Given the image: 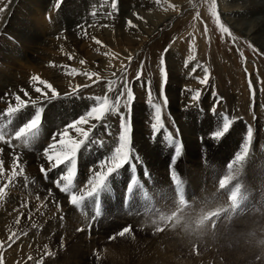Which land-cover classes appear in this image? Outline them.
I'll return each instance as SVG.
<instances>
[{
    "label": "rangeland",
    "instance_id": "rangeland-1",
    "mask_svg": "<svg viewBox=\"0 0 264 264\" xmlns=\"http://www.w3.org/2000/svg\"><path fill=\"white\" fill-rule=\"evenodd\" d=\"M98 2L97 0H94L93 2L91 0H63L60 4L59 10H57L55 8L56 0H0V8L4 9L3 12H0V19L3 21V18L5 17L4 15L6 14L7 17H10L9 23L8 20H5L4 22L7 28H5L3 32H0L1 81L9 80V82H11L10 80L17 81L18 79H31L33 75H38L41 79L45 80L46 77L53 74L52 72H54L57 67L66 64L69 69L75 68L78 72H97L99 75V81L97 83H93V80H96V77H93L91 80L78 74L66 77V80L77 83L80 82L83 85H89V87H81L78 90L79 92L82 91L79 95L83 97V100L89 99L91 102L93 101V97H103L107 95L111 102L113 100L115 101L116 93L123 87L122 81L126 79L131 86L135 97L134 104L137 99L143 105H147L148 103L150 106L152 105L151 109L153 111H150L154 114L155 110L153 105L160 103L162 123L164 126H168L169 128L171 127L168 132L165 127L162 128V139L166 138V135L169 134L171 136V140H169L168 144H171L175 138V135L172 132L175 129H178L179 131L181 130L182 139L185 143L183 145V152L178 157L171 156L170 148L165 147L162 142L157 148H165L168 150L167 154L164 155L166 159L165 166H167L168 163L173 164L174 170L181 176V189L183 190L186 188L187 196V203L183 204V209L187 208L191 204L188 200L189 195L187 194V189H189V187L185 182V174L190 171V167L186 169L184 165H182L188 155L202 156L204 161L206 157L209 159L208 162L205 161L208 168L201 169L200 174L201 176H205L207 178L213 176L211 181L214 183V186H216V189L219 192L216 196L217 198L220 195V197L222 196V202H226V197L229 195H238L242 190L244 194V205L233 214H221L219 216L218 211L214 212L217 213L215 217L218 216V219L211 222L209 226L204 225L202 222H205V219L208 221L212 218L207 219L204 215H202L200 219L201 221L197 225V229L194 228L193 224L190 222L188 223L187 219L185 221L186 217L180 216L179 218L189 225L190 232L186 231L180 233L176 228L171 227V225H169V229L164 230L157 224L152 229L145 228L140 224H138V226L129 224L128 226H131L132 229L131 236L126 234L125 237H117L114 241L109 240V237L113 233H116L127 226L125 225L115 229L114 232L112 231L111 233L104 235V238H98L95 242L96 244L94 245L96 247L92 246L94 253L91 254L90 257H87V255L84 256L87 251L85 250V247H82L84 252L81 253H84V259L82 258V254H77L75 256V254L72 253V249L69 248V244L65 243L68 242L66 234L58 238L54 236L52 240H49V238H41L42 241L41 239L38 241V235L36 236L37 238L35 237L37 240L35 238L32 239V237H29V232H32L37 228L42 230V221L40 220V222H38L39 218H33L31 221L23 223L21 222V218L22 216L27 215V211L23 208L21 209L20 207H17L10 212H6V209L0 207V240L7 242L8 236L11 235L12 232H16V234L20 237L11 248H7V244L5 245L7 248V250L4 251L5 264H263L264 49H262L263 47L260 43H257L256 41L253 42L254 40L247 37V35L241 32L238 28L233 27L228 20H230L229 18L231 17H236L234 14H229V11L233 10V13L240 14L237 16L240 19V22H245L247 19L246 22L250 23L252 16L257 15L261 10H264V0H233V2L230 0H215L216 11L220 16V21L229 29L232 36H228L220 31L215 18L211 14L213 0H160L159 4H157L155 0H119L118 12H114V10L110 8V2H108L109 4H103V13L97 36V39L102 41L101 46L94 43V41L83 42L80 45L81 49L77 51L75 58L72 59V61L65 62V55L63 52L68 49L61 51L53 45L49 47L41 44L44 39L48 40L49 37L50 41L53 42V38L56 39V36H52L51 33L57 28H60L62 25L72 26L73 23L75 25L78 21L85 18H87V20L93 18L91 11L95 12L97 7H101L103 0H100L99 3ZM139 2H141V5L143 4V12L147 15L149 14L148 16H151L150 20L152 22H148L143 29H140L137 41L141 40L139 44H136L135 42L137 41L132 42L131 38L127 39V36H125V32L127 31L125 22L129 19L134 10H136L134 9V6L136 4L138 5ZM244 3L249 5L248 9H242ZM173 4L178 6L176 11H173L170 7V5ZM109 12H112L111 17L108 16ZM197 13H199V19L196 18ZM80 15L83 16L81 17ZM161 19L163 20V24L156 27V21H160ZM1 20L0 23L2 22ZM105 24L109 27H102V25ZM205 26H207L208 29L206 34ZM11 27L14 29H10ZM123 35L125 38H123ZM232 37H236L235 42H233ZM58 38H60V36H57V42ZM31 40H35L36 43L34 42V44L31 45ZM166 48L168 49V52L165 54L164 50ZM41 51L44 53L42 54L43 59L39 58V53ZM105 53H108V55H105ZM113 54H115L118 58V60L115 61V63H119L117 64L118 66H115V63L113 62ZM162 54H164L166 71L168 68V79L166 84H164V81H161L160 76L161 70L159 65ZM45 55L48 57L44 58ZM96 55L100 56V59H97ZM129 56H131L130 61L128 59ZM191 57H195V59H191ZM55 58H59L60 62ZM81 60L86 61V63L81 64ZM185 61H188L189 64ZM57 62L59 63L56 64ZM141 65H143V67H141ZM124 66H126V75ZM192 66L196 68V72L194 71L191 73ZM202 68L208 69L209 79L206 85L199 83L200 79H203L205 76V72H202L204 71ZM138 73H142L140 78H142L144 82L139 83V81H137L136 77ZM249 74H251V82L255 91L254 98L253 92L249 88ZM175 75L178 76L176 77ZM68 77H70V79ZM145 79H150L152 83L151 85L153 87L155 97L151 96V103H149V94L145 89H143ZM109 81H115V84L113 85L115 88L114 92H110L108 90ZM162 84H164L163 91L161 90ZM178 84L179 86L181 84L180 88L183 92L184 90L186 91L187 88L193 90V94H190L191 96L189 95V97L186 98L183 97V102L185 103H180L181 108H183L181 109L179 107L184 112H192L195 114L191 119L186 118L187 116L178 119L172 114L174 104L172 102H170V104L167 103L168 105L164 104L159 98V94L162 92H165V96L174 94L173 85L177 86ZM1 87L2 85H0V89ZM196 91L201 92L200 99L198 101L190 102L188 98H191ZM66 92L68 93L69 91ZM204 96L209 97L210 102L204 103ZM9 103L10 102L4 101V99L0 98V109L1 111L3 110V115L6 112ZM240 104L242 106H239ZM31 107L32 112H30L34 113V107ZM35 107H43L45 109V105L42 103L37 104ZM75 110V105H72V103L69 102H57L55 103V107L52 109L47 108L42 114V127L40 128L42 137L40 145L47 147L46 144L51 143L50 136L46 139L43 131L41 130H45L48 125L50 126L59 119L65 118L67 113H73ZM119 111L125 112V109L121 106ZM31 113L29 118L32 116ZM3 115L0 120L7 119V117ZM110 115H108V117ZM112 115L113 118L115 117L116 119H113V123L115 124V133L111 131L107 120L98 123H101L103 127L104 125L106 127L108 126L109 129L106 132V135H110L112 133L115 134L114 141H116L118 140V131H120L118 126L120 116L119 114ZM196 115L197 117L195 118ZM29 118H27V120ZM232 118H235V120L229 128V131L222 138L216 139L214 133L221 131L219 129L223 126L226 119ZM250 120L255 122L256 125V131L251 148L249 146L248 131L246 129ZM152 121L154 123L155 119ZM23 122V120H17L16 115L13 116L11 123H9L4 129L6 133L5 138L8 139L12 136L10 133H14V131L17 130L19 125ZM181 124H185L186 127L184 126L183 128ZM13 125L16 126L14 131L11 129ZM192 125L195 129L192 128ZM189 128L192 130V132H189L188 134L191 140H189V137H187L184 133L186 132L185 129ZM92 135V133L89 134L90 139L86 145L89 147L91 145L89 142L94 141L93 146H90L88 149L82 148V156L77 157V159H79V170L73 184L75 185L74 189L78 195L86 192V189L90 187L86 184L87 171L85 169L87 168V160L85 161L84 159L87 157L84 156V152H87V156L89 157L95 156L96 158H99L100 154L98 152L103 151L106 148L104 136H102L103 139L99 138L101 141L100 144L97 145L95 140L97 137L94 136L95 138L92 139ZM57 138L59 139V137ZM135 139L140 140L141 137H135ZM157 140L158 138L155 141L156 143ZM194 140L197 141V145L193 144ZM15 141L16 140L13 138L12 144L20 147L19 145H21V142ZM43 141L45 144H43ZM239 143H241L244 148L246 145L248 146V152L246 154H241L237 150ZM1 145L5 144L0 142V146ZM14 151L20 155V149H15ZM206 151L208 154H206ZM138 155L140 154L137 152L135 157L140 158ZM237 155H245V159L243 161H236L235 157ZM105 159L107 160V158ZM105 159L104 161H106ZM135 170H137V174L141 173L140 170L136 168ZM161 173L156 171L151 175L153 183L150 185V190L156 194L155 196L157 198L160 196L166 197L167 200H163L166 201V203L173 200L172 204L179 206L180 202L176 201L174 197L168 173ZM57 175L54 177H57ZM77 178H81L80 184L75 183ZM121 178L122 177L119 176L120 180ZM141 178H143V176H141ZM162 178L166 179L164 180ZM1 180L2 179H0V187L5 184V182ZM124 181L125 180L121 182L120 192L123 191ZM163 181L167 182L166 187L161 184ZM206 184L208 186L210 183L206 181ZM168 186H171L170 190ZM108 188L113 189L114 193L117 194V190L111 187L109 181ZM202 190L203 187H201L198 191ZM104 192L101 193L103 194ZM194 193V198L197 201L200 198V195L199 193ZM249 193L253 195V197ZM65 195H67L66 199L68 202L69 195L64 192L61 194L63 197ZM121 195L122 193H120V196L117 197V204L120 207L122 198ZM211 199L212 197L208 201H211ZM33 203H40L39 205H36L37 207H41L46 204L45 200L42 199H37V201H33ZM141 205L142 202L140 200L138 201L133 198L131 200L130 207L127 209H124L123 207L121 208L123 210H127L129 213H137ZM157 205V203H154V206L153 208L151 207L150 211L154 209L157 215L162 214L159 216V222H161L165 217L170 219L171 217L169 214H174V205L169 206V208L164 211L161 205ZM68 206H70L71 211L70 214L66 213L67 216L64 215L62 217V230L64 232H68L71 228L73 229L76 226L74 222L79 225L78 228L83 227L87 229V216L90 214L89 210H91V207H88V209L85 205H82L80 207H82L83 210L82 212H79L80 210L72 204L69 203ZM119 206H116L118 210L121 209ZM213 209L215 208L207 210V213L213 211ZM224 209L225 208L222 210L219 209V211L224 213ZM113 212L114 211L109 206H106V211L103 212L102 218L97 220L98 226H100L99 220H112L113 217H107L106 214ZM33 215L34 213L31 216ZM18 217L20 218L19 224L15 222ZM69 217H71L74 222H71ZM210 217L211 216L208 218ZM140 227L142 228L141 230ZM156 234L157 236L162 235L163 238L157 237ZM187 235H190V237H187ZM154 238L159 243H156ZM62 241L63 244H61ZM163 241H165L166 244ZM169 242L171 244H169ZM147 247L150 251H152L150 252ZM105 249L109 250L107 251ZM111 252L112 254L108 256ZM152 252L155 254L153 255ZM163 252L166 254L164 255ZM171 253L173 256H171ZM29 256L32 257L31 260L28 259ZM144 259L145 261L146 259L150 261L147 263V261L144 262ZM78 260L80 262H78Z\"/></svg>",
    "mask_w": 264,
    "mask_h": 264
},
{
    "label": "bare ground",
    "instance_id": "bare-ground-1",
    "mask_svg": "<svg viewBox=\"0 0 264 264\" xmlns=\"http://www.w3.org/2000/svg\"><path fill=\"white\" fill-rule=\"evenodd\" d=\"M91 1L93 2L94 0H91ZM230 1L233 2V0H230ZM97 2H98V0H97ZM99 2H100V0H99ZM108 2H111V1L110 0H103V3H101V7H97L95 9L96 15L93 16V18L88 19V20H87V18H85L83 20H80L79 19L80 21H78L75 25H74V23H73L72 26H69V25L64 26V25H62L60 28H57L56 30H54V32H52L51 35L52 36H56V39H57V36H60V38H58V42L56 41L55 38H53V42L50 41V37H49L48 40H45L44 39L41 42V44H43L45 46H49V47L53 45V46L57 47L58 49H60L61 51L68 49L69 50V51L67 50L68 52L67 51L63 52L64 55H65V57H64L65 60H66L65 62L72 61V59H69V54H71L75 58V55H76L77 51L81 49V46L80 45L83 42H87V41L88 42L89 41H92L93 42L94 41L92 39L93 36L96 37V39H97L98 31H99L100 23H101V16H102V13H103L102 12L103 11V6H104L103 4H109ZM142 5H141V2H139L138 5L136 4L134 6V9H136V10H134V12L129 17V19H131L132 22L135 25H137L136 28H130V27H128L127 26V21L125 20L126 21L125 22L126 23V29H127V31L125 32V36H127V39L128 38L129 39L131 38V41L132 42L137 41V37L139 38L138 33H140V29H143L148 24V22L149 23L152 22L150 20V17L151 16H148L149 14L147 15V14H145L143 12V6ZM261 5H263V4H261ZM79 7H80V5H79ZM248 7H249V5L247 3H244L242 9H248ZM91 12H94V11H91ZM134 13H138L139 16L144 17V19L143 20L138 19L137 16L134 15ZM229 14L236 15V17L229 18L230 19V20H228L229 23H231V25L233 27L238 28L241 32H243L245 35H247V37H250L252 40H254L253 42L256 41L257 43H260L262 45V47H263L262 49H264V10H261L257 15L252 16L250 23H247L246 22L247 19H246L245 22L244 21L243 22H240V19L237 17L240 14L233 13V10L229 11ZM6 15H4L5 17L3 18V21L0 19L2 21L0 23V32H3L5 30V28H7V26L4 24L5 20L6 21L8 20V23L10 21V19H9L10 17L9 16L7 17ZM103 17H102V19H103ZM162 24H163V20L162 19L160 21H156V23H155L156 27H158L159 25H162ZM78 25H81L82 27H79L78 28L77 27ZM10 29H14V28L11 27ZM84 29H87V36H85ZM144 34H146V33H144ZM38 36H39V34H38ZM125 36L123 35V38H125ZM140 40H138L135 43L136 44H139ZM34 42H35V40H31L30 44L32 45V44H34ZM94 43H95V41H94ZM99 46H101V45H99ZM49 50H51V49H49ZM43 51H41L39 53L40 54V57H39L40 59L41 58L43 59V55H42V54H44ZM61 51H59V52H61ZM46 57H48V56L45 55L44 58H46ZM96 57H97V59H100V56L96 55ZM64 58H63V61H64ZM55 59L58 60V61L60 60L59 58H55ZM117 60H118L117 56L115 54H113V62L115 63V61H117ZM59 62H57L56 64H58ZM37 63H39V62H37ZM117 64H119V63H115V66H118ZM55 66H58V65H55ZM45 71H46V68H45ZM66 72H67V69L62 68L60 66V67H57L54 72H52L53 74L50 73L51 75L49 77H46L45 78V80H47L49 83H51L53 85V87H55L57 89V91L61 94L62 97L65 95V93H67L66 91H69L70 92L71 89L75 85H81V86L83 85L80 82L77 83V82H72V81L66 80V77L69 76V75L66 74ZM8 75H9V73H8ZM4 76H6V75H4ZM175 76L177 77L178 75H175ZM70 77H68V78L70 79ZM4 78H6V77H4ZM10 81L11 82H9V80L1 81V79H0V85H2V87L0 89V96L2 97V99H4V101L10 102L14 106L15 103H16V101L14 99V96L15 95H20L21 96V99H24L26 102H28V105H29L26 109H23L21 113H18L16 115L17 116V120H23L24 122H27V118H29L30 113L32 112L31 111L32 110L31 101H33V100H37L38 101L37 104H41L42 103L43 105H45V110L47 108L52 109L53 107H55V103H57V102H61V103L69 102V103H72V105H75L76 110L73 113L72 112H70L71 114L70 113H67L65 118H61L58 121H56L55 123H52L50 126L48 125L45 130L44 129L41 130V131H43V134L45 135V138L46 139H48V137L51 135V133L53 131H55V130L56 131H61L63 129V127H64L65 124H67V123L75 120L81 114L86 113V111L89 110V107L90 106H94L93 103H90L89 99L83 100L82 99L83 97H81L80 95L71 97L69 99H60V100H55V101H52L51 103H48L47 101H45L43 99H38V98L41 97V93L35 92L34 85L31 82V79L26 78V79H21V80L18 79L17 81L16 80L15 81L14 80H10ZM181 81H182V79H181ZM36 86H40V85H38V83H37ZM180 86H181V84H180ZM180 86H179V84L177 86L173 85L174 94H170V96H166L167 103L170 104V102H172L174 104L172 114L175 115L178 119H181V118L186 117V116H187L186 118L191 119L192 116L195 115V114H193L192 112H189L188 113V112L182 111L181 109L183 107L181 108L180 103H182L184 101L183 100V97L186 98V97H189L190 94L192 95L193 94V90L191 89L192 91H188L187 89H190V88H187L186 91L184 90V92H183V90L180 88ZM41 87H43V86H41ZM192 88H194V87H192ZM175 89H178V90H175ZM45 90L48 91V95L50 96L51 95V91L50 90H47V89H45ZM24 91H27L28 92L29 95L27 97L24 96ZM81 92H79V93H81ZM159 95H160L159 96L160 100L163 101V99L165 97V92L163 93L162 97H161V94H159ZM188 100H190V102L193 101V100H191V98H188ZM203 101H204V103L210 102L209 101V97L204 96L203 97ZM134 102H135V100L133 101L132 111H131V116H130L131 126H132V133H131V137H132V139H131V153H130V157H129L130 165L134 166L138 170H141V167L146 166L147 167L146 170H149L150 171V175H152L156 171H158L160 173L162 172L161 174H165V172H167V171H165V170H167V168H166L167 166H165V160L166 159H165L164 155L167 154L168 150H166L165 148H162V149L157 148L159 146V144L161 143L160 140L162 139L161 138L162 137L161 136L162 135V132H161L160 135H158V136L156 135L155 136L156 131L150 130L149 125H147L148 124L147 121L148 120H152L153 119V116L155 114V113L153 114L151 112L153 110H151V111L149 110L152 107V105L151 106L150 105L147 106L146 104L143 105L142 103H140V101H138V99L136 100V103L135 104H134ZM183 103H185V102H183ZM243 103H245V102H243ZM248 104H249V102H248ZM230 105H231V103H230ZM239 106H242V105L240 104ZM184 108H185V106H184ZM237 108H238V106H237ZM240 108H242V107H240ZM249 108H251V107H249ZM0 111H1V109H0ZM188 111H190V110H188ZM196 117H197V115L195 116V118ZM113 119L116 120L115 117L113 118V115L112 114L109 117L107 116V118H106V120L108 121V125H109L111 131L113 133H115V128H114V125L115 124L113 123ZM167 119H168V117H167ZM97 123L98 122L95 121V120H90L88 124L82 125V127L87 131V130H89L91 128V125L92 124H97ZM181 126L184 128L185 124H183V125L181 124ZM109 127L108 126L106 127L105 125L103 127V125L101 123H98L97 124V127L95 129H92L90 131V133H89V134H91V133L93 134L92 137H91L92 139L95 138V137L102 138V136H104V138H105L104 142L106 144V148L103 151H99L98 152L100 154V157L99 158H96L95 156L89 157V156H87V152H84V156L87 157V158L84 159L85 161L87 160V168L85 169L87 171V180L91 177L92 172L99 170V164H100L99 162L102 161L107 155H110L111 154V152H112V142H117L118 143V140L114 141V135L115 134L112 133L110 135H106V132L108 131ZM15 128H16V126L13 125L11 129L14 131ZM192 128L195 129V127L193 125H192ZM185 131H186V132H184L185 135L187 137H189L188 134H189V132H192V130H190V128H189V129H185ZM149 132H150V135L151 136L149 135ZM69 135L71 136L72 139H82L83 138L78 133H76L74 130H71V129L69 130ZM208 136H206V137H208ZM41 137H42V135H41V132L39 130V132L37 134V137L30 144L25 145V144H23L21 142V145H19L20 147H17L18 145H14L15 146L14 149L11 148V147H9L6 144L0 146V148H3V153H0V159H2L4 161L3 167L5 169V172H4V176L5 177H7L10 174V172H11V165H12V162H13L12 161V155H13V151L15 149H20V155L18 154L20 156L19 163L23 166V169H24V174L22 176L16 177L15 181L11 185H9L8 194L5 197V199L0 202V207H3L4 209H6V212H10V211L16 209L17 207H20L21 209L23 208L25 211H27V215L22 216V218H21V222H23V223L28 222V221H31V219H33V218H39V221L38 220L37 221L38 222H40V220L42 221V223H43V224L41 223L42 230L37 228L36 230H34L32 232H29V237H32V239L35 238L38 235V238L36 237L38 239V241L41 238H45V239H48L49 238V240H52V238L54 236L56 238H58V237H61V236H63V235L66 234V237L68 239V242H65V243H68L69 244V248L72 249V253H74L75 256L77 254H82V258L83 259L85 258L84 257L85 255H87V257H90V255L94 253V250H93L92 246L93 247H96L94 245L96 244L95 242L97 241L98 238L99 239H101V237L104 238L103 237L104 235H106L108 233H111L112 231L114 232L115 229L120 228V227H123L125 225L132 224L134 226H138V224H140L141 226H143L145 228L152 229L157 224V225H159V227H162L164 230L169 229V225H171V227L176 228L177 231H179L180 233L181 232L183 233V232H186V231L187 232H190L189 225L185 222L186 219L188 220V223L190 222L191 224H193L194 228L197 229V225L201 221L200 219H201L202 215H204L205 218H208L207 216H209L212 212H217V210L219 211V209L222 210L223 208L226 207L227 201L226 202H222V198H221L222 196L220 197V195L218 196V198L216 197L219 194V192L217 191L216 186H214V183H212V181H211V179H213L212 178L213 176L211 175L212 177L207 178L205 176H201V174H200V170L201 169H207L208 168L206 166V162L205 161L208 162L209 159L205 156L206 159L204 161V159L202 158V156H197V155L196 156H191V155H188V157L185 159L186 161L184 160V162L182 163V165H184V167L186 169L188 167H190V171L187 172L188 175H187V173L185 174V178H186L185 182L187 183V185L189 187V189H187V191H188L187 194L189 195V199L188 200L191 202V204L187 208L183 209V204L182 203H180L179 206L172 204L173 203V200H171L168 203H166V201H163V200H167L166 197H161L160 196V197L157 198L155 196L156 194L154 192L150 191L151 192V195H152L151 196L152 201H154L155 203H157L158 204L157 206L161 205L163 211L166 210L167 208H169V206L174 205V208H175V209H173L174 210V214L173 213L169 214V216L171 218L170 219H168L166 217L163 218V216H164L163 215L162 216L163 220L161 222H159V219H160L159 216L162 215V214L157 215V213H155L154 209H152V211L146 212L147 211V208H146V210L143 211L144 210V208L142 207L143 205H141L139 207V210H138L137 213H129V212H127V210H123L121 208L122 207V198H121V207L117 204L118 203L117 202V197L120 196V193H122V192H120V190H121V182L127 178V171H126V169L130 172V167L127 166L128 165V163H127L121 169H119L117 171V173L113 174V177H110L109 178V183L111 184V187H113V188H115V190H117V194L114 193V190L113 189H109L108 188L102 195L99 196V198H100L99 205L102 208V213L99 216H96L94 214L92 208H91V210H89L90 211V214L87 216V229L86 228H83V227L82 228H78L79 225L76 224L71 217H69L70 221L71 222H74V224L76 226L73 229L71 227H69V228H71V230L68 229L69 230L68 232H64L62 230L63 229V227H62L63 226V224H62V220H63L62 217L64 215H66V213H69L70 214L71 208H70V206H68L69 203L67 202V199H66L67 195L64 196L65 198L63 196H61V194L63 192H61L58 188H56L52 184V181H51L54 178L55 175L59 174V172L62 169V166H61V168H58L56 170L49 171L48 172V175H47V178H45V176H43L40 173L39 166L43 165L44 168H49V164H48L46 158L43 155V152H44L43 149H45L46 147L44 145H40V143H41ZM135 137H141V139L140 140H137V139H135ZM157 138H158V140H157V143H156L155 141H156ZM191 138H193V137H191ZM189 140H191L190 137H189ZM206 140H208V139H206ZM194 141H193V144H196L197 145V143H196L197 141H195V142ZM15 142H14V144H15ZM89 143L93 146L94 141L93 142H89ZM43 144H45L44 141H43ZM155 144H157V145H155ZM192 146H195V145H192ZM210 146H212V145H210ZM206 147H207V144H206ZM82 148H86V145L83 146ZM198 149H197V151H198ZM136 151L141 155V156L138 155L140 158L135 157V155L137 153ZM206 154H208V152ZM79 156H82L81 150L77 154V157H79ZM159 168H161V169H159ZM17 171H19V168L17 169ZM141 173H142V171H141ZM119 176L122 177L121 180L119 179ZM162 179L165 180L166 178H162ZM2 180L5 183L7 182L6 179H2ZM166 181H163V183H161L164 187H166V185H167V182ZM206 181H208L210 183L208 186L206 184ZM80 182H81V178H77L75 180V183L76 184H80ZM170 187L171 186H168L169 190H170ZM201 187H203V190L202 191H198ZM49 189H51V195L48 194V190ZM86 190H88V189H86ZM9 191H12L13 194H12V192H9ZM194 192L199 193V195H200V198L197 201L194 198L195 197V193ZM249 194H248V196L250 197L251 194L250 195ZM37 196H39V199L45 200L46 204L44 206L37 207L36 205H39L40 203L39 204L33 203V201L34 202L37 201V199H36ZM251 196L253 197V195H251ZM211 197H212L211 201H208ZM91 201H92L91 198L86 199L84 205L88 208V204ZM24 204H27V207H23L22 205H24ZM130 205H131V202H130V204H129L128 207H130ZM106 206H109L114 211L113 213L106 214L107 217H110V218L113 217V219L112 220H110V219H108V220H99L100 226H98L97 220L102 218L103 212L106 211ZM116 206H119L121 209L118 210L116 208ZM184 206H187V205H184ZM74 207H76V206H74ZM212 208H215V209H213V211L207 213V210H210ZM82 210H83V208L80 207V211L79 212H82ZM30 213H31V215L34 213V215L33 216H30L29 215ZM216 214L217 213L212 214L211 217L208 218V219H211L212 218L211 220H208L207 221L205 219V222H202V223L204 225H206V226H209V224H211V222L216 221L215 220V215ZM180 216L186 217L185 218V221L181 220L179 218ZM93 217H95L96 220L92 219ZM39 228H41V227H39ZM78 229H83V231H78ZM141 229L142 228L140 227V230ZM187 229H189V230H187ZM190 235H187V237L188 236L190 237ZM156 236H157V234H156ZM151 237H152V235H151ZM157 237L163 238L162 235H158ZM41 241H42V239H41ZM155 241H156V243L158 242L156 239H155ZM163 242H165V241H163ZM173 242H172V244H173ZM61 244H63V241L61 242ZM146 244H148V243H146ZM165 244H166V242H165ZM169 244H171V243L169 242ZM153 245H154V243H153ZM162 245H163V243H162ZM175 245H176V243H175ZM66 247H68V246H66ZM82 247H85L86 248V249L85 248L84 249L87 251V253H85V254L84 253H81V252H84V250L82 249ZM145 247H146V245H145ZM154 247L157 248L156 246H154ZM140 248H141V246H140ZM143 249H145V248H143ZM147 249H148V247H147ZM170 249H172V248H170ZM105 250L108 251L109 249H105ZM159 250H158V252H159ZM112 251H113V249H112ZM114 251H116V250H114ZM153 251H154V248H153ZM155 251H157V250H155ZM137 252H138V250H137ZM143 252H144V250H143ZM178 253H179V251H178ZM83 254H84V256H83ZM110 254H112V252L109 253L108 256ZM136 254H138V253H136ZM152 254H153V252H152ZM165 254L166 253H164V255ZM176 254H177V252H176ZM174 255H175V253H174ZM120 256H121V254H120ZM171 256H173L172 253H171ZM148 257H150V256H148ZM164 257H166V256H164ZM158 258H161V257H158ZM72 259H73V257H72ZM154 259H155V257H154ZM146 261L148 263L150 260L148 261L146 259ZM146 261L144 259V262H146ZM170 261H172V260H170ZM74 262H76V261H74ZM78 262H80V261L78 260ZM69 264H71V263H69Z\"/></svg>",
    "mask_w": 264,
    "mask_h": 264
},
{
    "label": "snow or ice",
    "instance_id": "snow-or-ice-1",
    "mask_svg": "<svg viewBox=\"0 0 264 264\" xmlns=\"http://www.w3.org/2000/svg\"><path fill=\"white\" fill-rule=\"evenodd\" d=\"M63 2V0H56L55 8L59 10L60 4ZM157 4L160 3V0H155ZM118 3L119 0H111V9L118 12ZM170 7L173 9V11L177 10V5H170ZM4 9L0 8V12H3ZM211 14L215 18V21L217 25L219 26V29L222 33L232 36V33L229 31L227 27L224 26L223 23L220 21V16L216 11V5L215 0H213V5L211 8ZM91 15L95 16L96 13L92 12ZM112 12L108 13V16L111 17ZM134 15L137 16L138 19L143 20L144 17L139 16L138 13H134ZM197 19H199V13H197L196 16ZM91 26V25H90ZM127 26L130 28H136L137 25H135L131 19L127 20ZM82 27L81 25L77 26ZM102 27H108V25H102ZM208 29L207 26H205V34L207 33ZM85 36H87V29H84ZM92 39L95 41L96 44L102 45V41L96 39V37H92ZM233 42H235L236 37H232ZM255 51V49H254ZM168 52V49L166 48L164 50V53L166 54ZM105 55H108V53H105ZM242 55V53H241ZM74 57L69 54V59H73ZM129 61L131 60V56L128 57ZM191 59H195V57H191ZM81 64L86 63V61L81 60ZM160 70L164 77V84L167 82V72L165 70V59L164 54L160 57ZM62 68L67 69L66 74L67 75H83L87 77L88 79H92L93 77H96V80H93V83H97L99 81V75L97 72H78L75 68H68L67 65H61ZM143 67V65H141ZM125 75H126V66H124ZM205 76L203 79H200L199 83L202 85H206L208 83L209 75H208V69L204 68ZM115 75V74H113ZM137 81L140 80V74H137L136 77ZM31 82L34 85V90L37 93H41V97L38 99H43L47 101L48 103H51L55 100L60 99H69L74 96L79 95V89L81 87H89V85H75L70 92L66 93L63 97L61 94L57 91L55 87L51 83H49L47 80L41 79L38 75H33L31 77ZM123 87L120 89L119 92L116 93V99L115 101L109 100V97L107 95L103 97H93L92 99L95 101L94 106H90L89 110L86 111V113L81 114L78 116L75 120L67 123L64 125L63 129L61 131H53L50 135L51 143L48 144V146L44 149L43 155L46 158L49 168L45 169L43 165L40 166L41 172L44 174L45 178H47L48 172L52 170H56L58 168H61V166H64L61 169L60 175L53 181V184L56 188H58L61 192L67 193L70 196V203L74 206L80 207L84 205L86 199L92 198L96 201L97 206L99 205V196L101 192H104L108 189V181L110 177H113V174L117 173L119 169H121L125 164L128 163L130 153H131V133H132V126H131V111H132V105L133 101L135 99L132 88L127 82L126 79L123 81ZM40 86H36V84ZM249 88L253 92V98L255 96V91L252 86L251 82V74H249ZM115 84V81H109L108 82V90L110 92H114L115 88L113 85ZM164 84L161 85V90L163 91ZM43 86V87H41ZM51 91V95H48V91ZM188 91H192L191 89H187ZM23 91V90H22ZM28 92L24 91V96H28ZM201 97V92L196 91L195 94L191 97V100L198 101ZM14 99L16 101L15 105L13 106L11 103H9V106L6 109V112L4 115L9 119V123H11V118L18 113H21L23 109H26L29 105L28 102H26L24 99H21L20 95H15ZM222 99V98H218ZM37 100L31 101V104L33 107L36 106ZM149 103H151V92H149ZM163 103L167 104V98L166 96L163 99ZM121 106L125 109V112H120L119 109ZM155 110V122L152 124V128L154 131H160L164 124L162 123L161 119V105L160 103H156L153 105ZM45 109L43 107H36L34 115L31 116L30 119L27 120V122L23 123L22 126L18 127L17 130L14 131L12 136H10L8 139H6V133L4 131L3 125H0V142H3L4 144L8 145L11 148H15V146L12 144V139L14 138L16 141H20L23 144L27 145L30 144L32 141L35 140L37 137V134L42 127V114L44 113ZM214 111V109H213ZM109 114H119L120 116V122H119V134H118V146L114 148V151L106 161H102L99 164V171L92 172L91 177L86 181V184L90 186L88 190L82 194H77L76 192H73L72 189L75 187L73 184L74 179L77 176V154L81 150L83 146L86 145V143L89 141V133L92 129H95L97 127V124H92L91 128L89 130H85L82 125L88 124L90 120H95L97 122L105 121L107 116ZM231 121L225 120L223 124V128L221 131H217L214 133V136L216 139L222 138L228 131L230 127ZM74 130L76 133H78L82 139H72L69 135V130ZM57 137L59 139L57 140ZM252 137V131L251 129L248 132V138L249 140ZM169 140H171V136H169ZM248 152V146L246 145L244 148V153L246 154ZM0 153H3V148H0ZM175 155L178 157L180 155V147H176L175 149ZM236 161H243L245 159V155H237L235 157ZM12 165H11V172L10 174L5 177L4 172L5 169L3 167L4 161L0 159V179H6L7 183H5L2 187H0V201H3L5 197L8 194V188L9 185H11L16 177L22 176L24 174L23 166L19 163L20 156L13 151L12 155ZM19 168V171L17 169ZM172 179H176V175L172 174ZM137 181L133 179L131 181V185H135ZM132 188L131 186L127 188V192H131ZM48 194L51 195V189L48 190ZM36 199H39V196L36 197ZM23 207H27V204L22 205ZM22 215V214H21ZM31 216V213L29 214ZM99 211L96 212V216H99ZM92 219H95L93 217ZM17 224L20 223V218L18 217L15 221ZM78 231H83V229H78ZM132 229L131 226L124 227L120 231L113 233L109 240H116L117 237H125L126 234L131 235ZM26 234V233H25ZM20 237L16 234V232H12L11 235L8 236L7 242L0 240V264H5L4 260V251L7 250V248H11L13 244L16 243V240H18ZM7 244V248L5 245ZM29 260L32 259L31 256L28 257Z\"/></svg>",
    "mask_w": 264,
    "mask_h": 264
}]
</instances>
